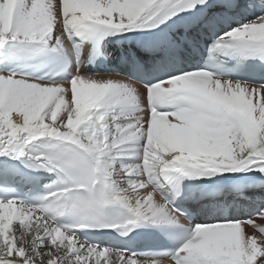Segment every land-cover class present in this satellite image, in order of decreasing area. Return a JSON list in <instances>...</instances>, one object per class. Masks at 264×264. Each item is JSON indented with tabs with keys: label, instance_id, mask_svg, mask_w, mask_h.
I'll return each mask as SVG.
<instances>
[{
	"label": "snow or ice",
	"instance_id": "1",
	"mask_svg": "<svg viewBox=\"0 0 264 264\" xmlns=\"http://www.w3.org/2000/svg\"><path fill=\"white\" fill-rule=\"evenodd\" d=\"M236 11L251 17L220 35L215 49L264 60V0H0V47L11 55L60 52L73 35L96 39L153 29L181 12L201 13L212 28ZM141 48L146 59L135 52L124 57L140 73L177 59L166 36ZM38 142L45 151L32 158L58 170L64 187L44 205L0 199V264H162L88 244L57 217L71 212L83 221L80 228L127 234L142 223L181 220L179 210L141 179L146 174L264 175V83L200 70L171 73L154 84L79 70L69 81L0 73V156H24ZM10 171L0 163L5 183ZM113 204L128 216L111 220ZM164 264H264V208L246 220L195 226Z\"/></svg>",
	"mask_w": 264,
	"mask_h": 264
},
{
	"label": "bare ground",
	"instance_id": "2",
	"mask_svg": "<svg viewBox=\"0 0 264 264\" xmlns=\"http://www.w3.org/2000/svg\"><path fill=\"white\" fill-rule=\"evenodd\" d=\"M242 15H245L243 14V12L241 13ZM89 50L88 46H85V45H80V53L82 54V57H81V60L84 59V55L85 53H87ZM61 52H64V53H67V54H72V48L69 44V41L67 39H65V48L64 50H62ZM77 56V55H74V57ZM82 68V71H88L86 74H89V73H95L92 71L91 67L88 68L85 66H83L82 64H80V67L79 69ZM87 69V70H86ZM0 73H6L4 71V69H0ZM112 73H120L122 74L123 76H125V73L123 70L121 69H118L116 70L115 72H101V73H96V74H101V75H104V74H112ZM17 78H20V77H17ZM18 154L16 153H11L9 154L8 156H0V157H5V158H13V157H16ZM249 176H251L252 178H256V179H264V175L260 174V173H256V172H252V171H245ZM148 175H152L154 177H156L157 179V184H156V190L159 191V189H161V186H162V178L164 179L165 177H168L169 175L168 174H165L163 171H155L153 173H150V174H146L144 177H141V179L145 178L146 176ZM160 192V191H159ZM254 194H257V193H254ZM140 258V257H139ZM141 259V258H140ZM142 260V259H141ZM143 261V260H142ZM162 264H164V261H161Z\"/></svg>",
	"mask_w": 264,
	"mask_h": 264
},
{
	"label": "rangeland",
	"instance_id": "3",
	"mask_svg": "<svg viewBox=\"0 0 264 264\" xmlns=\"http://www.w3.org/2000/svg\"><path fill=\"white\" fill-rule=\"evenodd\" d=\"M81 73H84V74H86L88 71H82V68H80V69H78ZM87 70V69H86ZM77 72V71H76Z\"/></svg>",
	"mask_w": 264,
	"mask_h": 264
}]
</instances>
